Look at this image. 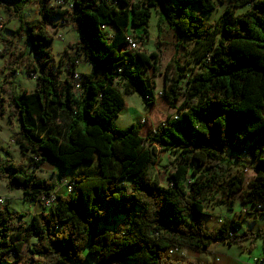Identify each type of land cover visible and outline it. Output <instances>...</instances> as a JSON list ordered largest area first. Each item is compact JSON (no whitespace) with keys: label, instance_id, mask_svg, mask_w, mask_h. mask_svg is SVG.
<instances>
[{"label":"trees","instance_id":"16d2710c","mask_svg":"<svg viewBox=\"0 0 264 264\" xmlns=\"http://www.w3.org/2000/svg\"><path fill=\"white\" fill-rule=\"evenodd\" d=\"M50 1L38 0V26L27 23L23 6L15 5L20 25L14 34L25 39L28 53L11 52L10 57L35 81V92L15 95L9 87L15 74L10 65L0 121L9 107V119L20 122L11 140L22 154L31 155L32 171L7 159L0 162V183L40 204L56 190L54 182L36 176L46 162H58L65 173L97 163L98 173L76 177L74 193L58 195L55 208L33 215L28 226L16 222L27 213H13L7 204L0 208V262L10 255L20 261L27 249L23 264H85L91 259L96 264H202L169 260L167 252H207L216 243L242 246L256 238L263 240L264 249L262 231L240 234L242 224L235 221L209 231L205 223V203L213 194H220V203L231 210L232 197L241 193L243 206L264 215V0H225L228 9L218 29L203 19L216 10L215 0H73L70 12L47 9ZM246 6L250 9L243 15L234 14ZM153 12L157 50L126 56L120 48L127 34L142 29L146 39ZM55 17L79 35L68 45L73 56L64 81L55 70L53 38L47 31L55 26ZM165 30L175 34L177 46L199 73L183 88L182 58L173 57L176 77L163 96L172 108L182 101L178 118L164 119L158 112L164 120L152 122L144 138L143 124L113 126L126 105L116 84L126 95L139 94L147 107H155L156 83L143 77L142 67L160 75ZM80 58L92 66L90 74L76 72ZM76 75L81 79L75 81ZM244 151L252 165L232 173L234 162L244 163ZM166 153L175 156L168 187L158 178ZM234 229L239 232L230 237ZM30 239L36 244L27 246Z\"/></svg>","mask_w":264,"mask_h":264},{"label":"rangeland","instance_id":"374dc122","mask_svg":"<svg viewBox=\"0 0 264 264\" xmlns=\"http://www.w3.org/2000/svg\"><path fill=\"white\" fill-rule=\"evenodd\" d=\"M63 1V8L61 10L71 11L70 6L73 4V0H51L47 4V9L52 7L57 8L59 2ZM263 1V0H256ZM216 10L210 14L204 15L206 25L214 26L215 28L222 27V17L225 11L228 9V4L225 0H215ZM21 4L23 6L22 14L25 16L27 23L38 26L40 24L39 16V3L38 0H0V103L7 98L6 93L2 90V85L5 83L6 74L10 71V65H13L15 74L11 78V84L13 92L17 96L32 95L35 92V81L29 79L26 76L25 67L14 64V60L10 57L11 52L16 55L27 54L28 50L25 46V39L15 36L14 31L19 28L20 21L17 13L15 12V5ZM61 6V5H60ZM250 6H246L241 9H235L234 14L237 16L243 15ZM52 23L55 26H48L47 31L53 38L51 44V51L54 57V67L58 72L60 81H64L68 78L67 66L68 59L73 56V51L68 49L69 44H73L79 40V35L71 27L67 26L63 20L58 17L53 18ZM158 18L157 14L153 12L149 23V36L145 39L143 30L131 29L130 34L136 37L143 38L138 39L139 50L137 52H145L151 54L157 49L158 41ZM106 32L110 33V30L106 29ZM113 35V33H110ZM162 58L160 65V75L155 76L154 70L151 68H144L143 77L151 78L156 83V89L154 91L155 107H147L145 101L139 94L126 95L121 84H116V89L124 96L126 105L120 112L117 118L112 122L113 126L118 129H125L133 124H143L142 136L147 138L151 133L152 122L154 124L161 123L162 120L168 116L173 118L179 114V108L182 106V101L177 102L175 107H171L167 99L163 96L165 89H169V85L174 81L176 77L175 64L172 62L173 57L181 56V65L185 68L186 76L181 82L184 88L186 80L199 73V69L191 58L186 56V51L177 46L178 40L175 34L170 30H165L162 35ZM185 46L191 49L192 44L189 41H184ZM120 51L125 53L126 56L135 54L125 45L120 48ZM76 72L81 74H90L92 72V66L86 62L84 58H80ZM76 94L81 96V91L77 90ZM149 96V95H148ZM5 106L7 104L5 103ZM7 115L0 121V149H5L9 152L8 157L3 151L0 150V162H4L7 159H12L15 163L22 165L26 170L31 172V155L29 153L22 154L19 147L12 142L11 136L19 131L20 122L17 119L10 120L8 113L10 108L7 107ZM161 114L166 115L163 119ZM159 115V116H158ZM162 119V120H161ZM57 125H61L59 122ZM244 163H235L231 167V172L236 173L242 169L245 165L250 167L252 161L250 160L249 153L247 155H241ZM264 157V153L262 154ZM175 156L169 153L163 155V161L158 167V178L161 184L168 187L169 174L174 170L172 162ZM98 173L97 163L84 164L73 171L63 172L59 163L56 161L46 162L41 169L36 172V176L40 179H47L56 184V195L65 194L63 183L69 181L72 177H95ZM0 197L4 199V205H0L3 208L6 204L13 213H27V216L23 220H17V223L23 222L25 226L29 225L32 221V214L35 208V204L23 199L22 192L15 190L10 192L6 188L5 182L0 183ZM220 194H213L212 197L205 203V209L207 216L205 217L206 228L209 231H215L225 222H240L242 228L240 234L249 231L252 233L264 232V215L256 216L255 210L250 206H243L241 204V193H237L232 197L233 208L229 210L227 206L220 203ZM38 206H41L40 204ZM42 211L44 208L41 206ZM47 211V210H46ZM35 239H30L27 246H32ZM27 249L23 252V259L18 261L15 256H7L0 264H23V261L28 257ZM167 258L169 260H179L184 263H202V264H264V249L263 240L256 238L255 240L246 241L242 246H229L227 244L216 243L213 244L207 252H196L189 249H172L167 252ZM85 264H96L94 259L88 260Z\"/></svg>","mask_w":264,"mask_h":264},{"label":"built area","instance_id":"2783aa9c","mask_svg":"<svg viewBox=\"0 0 264 264\" xmlns=\"http://www.w3.org/2000/svg\"><path fill=\"white\" fill-rule=\"evenodd\" d=\"M62 4H63V1H60L58 7L63 8ZM70 8L72 9V6H70ZM126 46L132 52H137L139 50L138 42L136 41V39H134L133 35L129 33L126 36ZM80 79L81 78L79 77V75L75 76V81H78ZM79 88H80L79 85H76V90H79ZM177 116L178 115H176L174 118L177 119L178 118ZM242 154L247 155V151H244ZM75 186H76V177H72L70 178L69 181H66L65 183H63L65 194H73L75 190ZM57 196L58 195L54 193L53 196H51L50 198H44L42 203H40V205L44 208V210H47V211L55 208V205L57 202ZM0 205H4V199L2 197H0ZM238 232H239V229L230 230L229 235L230 237H232L234 234L236 235Z\"/></svg>","mask_w":264,"mask_h":264},{"label":"crops","instance_id":"0c3cea01","mask_svg":"<svg viewBox=\"0 0 264 264\" xmlns=\"http://www.w3.org/2000/svg\"><path fill=\"white\" fill-rule=\"evenodd\" d=\"M105 29L110 30V33H114V31H113V29H112L111 27H106ZM138 30H139V29H138ZM22 195H23V194H22ZM23 199H24V196H23ZM24 200H25V199H24ZM34 204H35V208H34V211H33L32 216L42 211L41 206H38L39 203H34ZM29 225H30V224H29ZM27 226H28V225H27ZM36 242H37V241L33 242L32 244H36Z\"/></svg>","mask_w":264,"mask_h":264}]
</instances>
